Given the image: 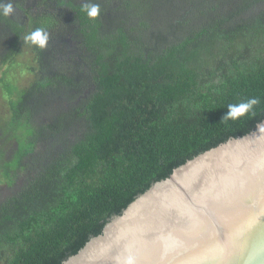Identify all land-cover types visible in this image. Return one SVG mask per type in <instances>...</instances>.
<instances>
[{
	"label": "trees",
	"instance_id": "trees-1",
	"mask_svg": "<svg viewBox=\"0 0 264 264\" xmlns=\"http://www.w3.org/2000/svg\"><path fill=\"white\" fill-rule=\"evenodd\" d=\"M38 27L45 49L23 41ZM22 50L34 79L2 87L19 147L0 149L16 187L0 198V264H63L153 185L264 121V0H16L0 72Z\"/></svg>",
	"mask_w": 264,
	"mask_h": 264
},
{
	"label": "water",
	"instance_id": "water-1",
	"mask_svg": "<svg viewBox=\"0 0 264 264\" xmlns=\"http://www.w3.org/2000/svg\"><path fill=\"white\" fill-rule=\"evenodd\" d=\"M129 262L264 264V121L153 185L63 264Z\"/></svg>",
	"mask_w": 264,
	"mask_h": 264
},
{
	"label": "clouds",
	"instance_id": "clouds-1",
	"mask_svg": "<svg viewBox=\"0 0 264 264\" xmlns=\"http://www.w3.org/2000/svg\"><path fill=\"white\" fill-rule=\"evenodd\" d=\"M83 10L90 19H96L101 16V5L96 3H86L83 5ZM16 13V0H0V17L11 18ZM49 33L42 27L35 28L23 38L24 43L30 42L39 49H45L49 43ZM260 101L255 98H248L243 102L229 104L227 113L224 116V121H235L248 115ZM131 264V262H129Z\"/></svg>",
	"mask_w": 264,
	"mask_h": 264
},
{
	"label": "rangeland",
	"instance_id": "rangeland-1",
	"mask_svg": "<svg viewBox=\"0 0 264 264\" xmlns=\"http://www.w3.org/2000/svg\"><path fill=\"white\" fill-rule=\"evenodd\" d=\"M25 51V49H24ZM23 50L18 54L16 57V61L12 65L11 70H7L6 75L5 71L6 69H2L0 72V131L4 130L5 122L3 120L4 117V111L5 107L7 109L9 105V97L6 95V92H4V89L2 88L5 83H13L15 82V86L19 88L20 90L26 88L30 82L34 79V73L31 71V68L34 67L33 63V56L28 53L24 52ZM30 54V56L28 54ZM1 136L0 139L4 136V131L0 132ZM7 139V146H8V152L11 154V158L13 155V151H15L19 147V143L17 142L16 138L9 133V135L6 136ZM4 140V139H3ZM10 157V156H8ZM7 179L0 177V192L7 190Z\"/></svg>",
	"mask_w": 264,
	"mask_h": 264
},
{
	"label": "flooded vegetation",
	"instance_id": "flooded-vegetation-1",
	"mask_svg": "<svg viewBox=\"0 0 264 264\" xmlns=\"http://www.w3.org/2000/svg\"><path fill=\"white\" fill-rule=\"evenodd\" d=\"M0 132H2V131H0ZM0 136H1V134H0ZM6 136L4 135L3 138L0 139V149L2 147H4L8 151V146H7L6 142H7V139L9 137L6 138ZM8 153L11 154L10 152H8ZM7 185H8L7 186L8 187L7 190L6 191H3V192H0V198H5V197L11 195L16 190V187L13 188L12 186L9 185V183H7Z\"/></svg>",
	"mask_w": 264,
	"mask_h": 264
},
{
	"label": "snow or ice",
	"instance_id": "snow-or-ice-1",
	"mask_svg": "<svg viewBox=\"0 0 264 264\" xmlns=\"http://www.w3.org/2000/svg\"><path fill=\"white\" fill-rule=\"evenodd\" d=\"M215 255H222V250L217 251Z\"/></svg>",
	"mask_w": 264,
	"mask_h": 264
}]
</instances>
